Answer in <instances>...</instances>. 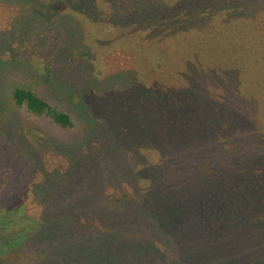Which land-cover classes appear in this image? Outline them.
I'll return each mask as SVG.
<instances>
[{"label": "trees", "instance_id": "obj_1", "mask_svg": "<svg viewBox=\"0 0 264 264\" xmlns=\"http://www.w3.org/2000/svg\"><path fill=\"white\" fill-rule=\"evenodd\" d=\"M0 10L9 15L4 52L50 25L61 57L80 49L102 60L93 78L107 69L121 83L100 97L78 91L72 103L94 127L90 113L102 116L110 145L130 147L134 165L119 174L136 182L100 191L107 159L69 188L46 180L3 243L20 242L44 264H264V0H0ZM24 59L27 78L54 84L49 57ZM5 97L0 150L11 152L10 172L22 163L30 177L45 169L48 146L39 150L44 142L16 110L63 130L73 121L27 86Z\"/></svg>", "mask_w": 264, "mask_h": 264}, {"label": "rangeland", "instance_id": "obj_2", "mask_svg": "<svg viewBox=\"0 0 264 264\" xmlns=\"http://www.w3.org/2000/svg\"><path fill=\"white\" fill-rule=\"evenodd\" d=\"M8 17V14H4L0 10V32L8 28L6 26ZM42 30H45V33L41 36L32 33V35H28L32 36L28 39L23 38L21 42L11 43L6 52H4L5 47L0 49V56L7 60V64L0 71V86L3 88L4 93V97H0V108L3 107L5 116H9L11 110L8 107L9 102L8 98L5 97V93L7 94L9 89L16 85L27 86L49 105L68 114L73 121V127L63 130L42 118L27 116L20 109H18L19 112L16 110L15 119L30 124L36 135L44 142L41 145L43 147L39 150L47 146L48 148H46V154H44L46 158L45 169L41 171L32 169L33 175L30 177L26 176V172H30L31 168L22 163L16 164V169L10 172L11 164L8 158L11 152L9 149L0 150V156L4 154V157L0 158V264H44L43 261L32 263L29 258L25 257L24 245L20 242H3L4 239H7V236H10L21 227L23 217L28 214L27 211L32 206L36 188L46 180L53 182V184L56 183L57 187L66 183L65 186L69 188L75 180L78 182L89 180L98 162L107 159L110 160V165L107 169H104L106 171L102 173V178L100 177L98 185L100 191L116 192L119 188H126L133 183L136 186L134 181L120 179L124 175L119 174L121 170L129 171L131 166L134 165L133 154L130 150H127L130 147L123 146L120 143L110 145L108 141L110 130L108 131L106 123L103 126L104 119L102 116L94 115V112L90 113L94 120V127L89 123V119L85 122L77 114L74 103H72L75 102L74 95L78 91L86 90L87 95L100 97L104 95L101 94L102 90L106 89L107 92H111L120 89L121 83L112 79L108 80L113 73L107 69L103 71L102 76L98 79L93 78L92 64L100 66L101 63L98 61L102 60L97 57L94 59L93 55L83 53L80 49L73 48L70 50V47L67 48V53L65 52L67 58L65 60L61 57L62 52H64L61 46V36L56 34L54 29L50 28V25ZM46 50L50 53H47ZM33 52H37L42 58L49 57L50 65L58 70L53 85L38 84L27 78V75L22 72L23 67H25L24 57H30ZM10 54L20 62L12 63ZM107 72L110 74L106 75ZM60 80H65L69 86L72 95L69 101L66 91L62 89ZM88 127H93L95 133L86 138V143H82ZM6 133L7 131L4 135ZM46 140L47 142H45ZM53 143L55 145L58 143L65 144L69 147V151L61 152L55 148ZM78 156H82V160L74 165L73 162H76ZM70 166H72L73 172L77 171L78 173L75 172L71 176ZM72 177L75 178L72 180ZM62 189L59 191L60 194L64 193ZM40 204L42 203L38 205ZM4 211L10 214L6 219L2 218Z\"/></svg>", "mask_w": 264, "mask_h": 264}]
</instances>
